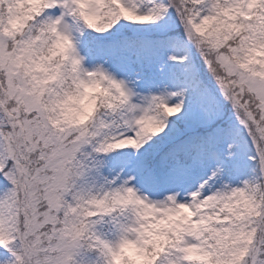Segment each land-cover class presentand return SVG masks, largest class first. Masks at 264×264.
I'll return each instance as SVG.
<instances>
[{
  "label": "snow or ice",
  "instance_id": "1",
  "mask_svg": "<svg viewBox=\"0 0 264 264\" xmlns=\"http://www.w3.org/2000/svg\"><path fill=\"white\" fill-rule=\"evenodd\" d=\"M0 264H264V0H0Z\"/></svg>",
  "mask_w": 264,
  "mask_h": 264
},
{
  "label": "clouds",
  "instance_id": "2",
  "mask_svg": "<svg viewBox=\"0 0 264 264\" xmlns=\"http://www.w3.org/2000/svg\"><path fill=\"white\" fill-rule=\"evenodd\" d=\"M13 24H15V21H13ZM67 43L68 42L66 40L58 41L56 44V50L62 51L67 46ZM40 71H42V69L37 68V72ZM84 94L85 93L81 92L77 97V101L79 100L80 96H83ZM84 115L85 113L78 106V103L69 102L61 107V111H60V115L58 116V119L71 122L74 120L82 119Z\"/></svg>",
  "mask_w": 264,
  "mask_h": 264
}]
</instances>
